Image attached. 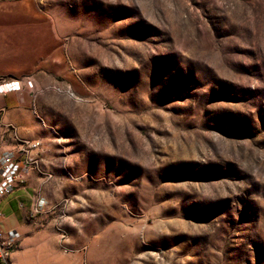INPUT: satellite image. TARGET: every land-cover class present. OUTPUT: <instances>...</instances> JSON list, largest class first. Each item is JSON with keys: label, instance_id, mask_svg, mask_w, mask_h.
<instances>
[{"label": "rangeland", "instance_id": "rangeland-1", "mask_svg": "<svg viewBox=\"0 0 264 264\" xmlns=\"http://www.w3.org/2000/svg\"><path fill=\"white\" fill-rule=\"evenodd\" d=\"M0 40L45 65L38 241L79 264H264V0H0Z\"/></svg>", "mask_w": 264, "mask_h": 264}, {"label": "crops", "instance_id": "crops-1", "mask_svg": "<svg viewBox=\"0 0 264 264\" xmlns=\"http://www.w3.org/2000/svg\"><path fill=\"white\" fill-rule=\"evenodd\" d=\"M34 46L35 40H0V160L10 153L24 163L23 142L40 141L41 147L31 150L29 158H37L40 167L49 170V150L45 147L49 133L32 113L30 94L36 91L35 83L44 80L42 75L35 78L34 72L36 67L45 66L43 62L36 66ZM40 183V171L36 167L28 170L20 167L14 191L0 200L3 229L20 243L10 264H79L67 262L57 250L52 251L50 246L38 241L41 231L30 228L34 192Z\"/></svg>", "mask_w": 264, "mask_h": 264}, {"label": "built area", "instance_id": "built-area-1", "mask_svg": "<svg viewBox=\"0 0 264 264\" xmlns=\"http://www.w3.org/2000/svg\"><path fill=\"white\" fill-rule=\"evenodd\" d=\"M7 85V82H4ZM16 85H13L15 87ZM25 147L22 149V154L25 155L26 160L23 163L20 158L14 157L10 153H6L0 160V174L2 181L0 183V200L6 195L11 194L19 180V169L22 167L28 170L31 166L35 165L36 162H32L29 158L30 151L39 149L41 147L40 141L23 142ZM43 198L38 200L37 209L44 206ZM3 213L0 210V262L4 264H10V260L14 252L19 248L20 243L15 238L4 231L3 229Z\"/></svg>", "mask_w": 264, "mask_h": 264}]
</instances>
